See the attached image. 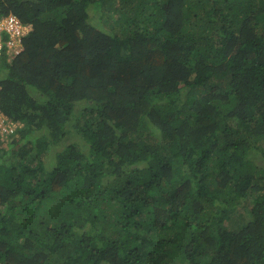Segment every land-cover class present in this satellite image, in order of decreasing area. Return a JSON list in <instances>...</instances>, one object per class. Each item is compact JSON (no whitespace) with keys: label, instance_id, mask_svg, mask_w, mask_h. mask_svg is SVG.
<instances>
[{"label":"trees","instance_id":"16d2710c","mask_svg":"<svg viewBox=\"0 0 264 264\" xmlns=\"http://www.w3.org/2000/svg\"><path fill=\"white\" fill-rule=\"evenodd\" d=\"M10 13L32 30L11 59L3 32L0 108L24 125L0 146V264H264V0Z\"/></svg>","mask_w":264,"mask_h":264},{"label":"clouds","instance_id":"9594fccd","mask_svg":"<svg viewBox=\"0 0 264 264\" xmlns=\"http://www.w3.org/2000/svg\"><path fill=\"white\" fill-rule=\"evenodd\" d=\"M8 17L19 19L21 24L24 27H26V29L24 28V30L20 31V32L15 31L13 33H10V32L4 31L9 36V39L6 42V45L8 46V49H7V53L9 54L8 58H10L11 55H12V57H16L23 50V46H22L23 37L32 30V25L29 23H24L18 16H16L13 13L2 15V16H0V19L8 18ZM30 25H31V29L29 31L27 28L30 27ZM4 36H3V41L6 40L4 38ZM3 41H2V44H3ZM2 52H1V56L3 54ZM14 52L16 54H14ZM0 89H1V85H0ZM0 112L2 113L3 117L5 118L4 122H2L0 124V146H1V144L4 143V142H1L2 140H4L3 139L4 134L5 133H14V135H17V132L19 133V131L23 127L24 123H23V121H21L19 119H15V118L10 117L6 113H4V111H2L1 108H0ZM17 136H20V133Z\"/></svg>","mask_w":264,"mask_h":264},{"label":"rangeland","instance_id":"374dc122","mask_svg":"<svg viewBox=\"0 0 264 264\" xmlns=\"http://www.w3.org/2000/svg\"><path fill=\"white\" fill-rule=\"evenodd\" d=\"M29 31L31 29V25L30 27L27 28ZM23 125V124H22ZM44 134L45 132L42 131V130H37V131H34L33 133L30 134V139L33 140V143H32V152H33V149L35 152H40V148L37 146L39 145V142L41 141V139L44 137ZM17 135H19V133L17 132ZM17 135H14V133H5L4 136H3V139L1 142H4L1 144V146H6V147H9L13 141H17L20 136H17ZM16 139V140H15ZM37 140V141H36ZM81 141V140H80ZM15 159V157H13ZM28 159L25 158V161ZM247 206H250L247 204ZM246 208L242 207V206H239L238 208L235 209V212H231L229 213V215L226 217V218H231L229 221L225 222V219L224 218V223L225 225H230L232 220H234V218H236L237 216V223L240 225V226H244L246 223H245V219L243 217H238L239 213L242 214V213H246L245 211Z\"/></svg>","mask_w":264,"mask_h":264},{"label":"built area","instance_id":"2783aa9c","mask_svg":"<svg viewBox=\"0 0 264 264\" xmlns=\"http://www.w3.org/2000/svg\"><path fill=\"white\" fill-rule=\"evenodd\" d=\"M24 28L26 29V27H24L19 21V19L17 18L8 17V18L0 19V57H1L2 47H3V44H2L3 36H4L3 32L4 31L10 32V33H13L15 31L20 32V31H23ZM4 120L5 118L0 112V124L4 122Z\"/></svg>","mask_w":264,"mask_h":264}]
</instances>
